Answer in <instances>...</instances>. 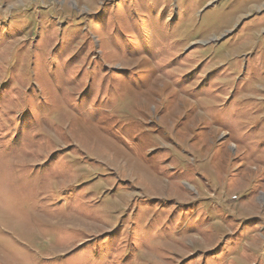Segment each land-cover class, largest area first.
I'll use <instances>...</instances> for the list:
<instances>
[{
	"label": "rangeland",
	"instance_id": "1",
	"mask_svg": "<svg viewBox=\"0 0 264 264\" xmlns=\"http://www.w3.org/2000/svg\"><path fill=\"white\" fill-rule=\"evenodd\" d=\"M0 264H264V0H0Z\"/></svg>",
	"mask_w": 264,
	"mask_h": 264
}]
</instances>
